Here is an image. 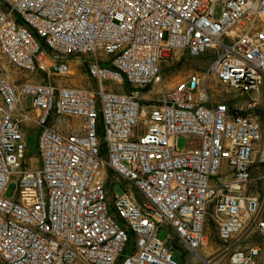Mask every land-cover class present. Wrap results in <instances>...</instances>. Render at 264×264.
Listing matches in <instances>:
<instances>
[{
	"label": "built area",
	"instance_id": "2783aa9c",
	"mask_svg": "<svg viewBox=\"0 0 264 264\" xmlns=\"http://www.w3.org/2000/svg\"><path fill=\"white\" fill-rule=\"evenodd\" d=\"M0 59L3 264H264V0H0Z\"/></svg>",
	"mask_w": 264,
	"mask_h": 264
},
{
	"label": "rangeland",
	"instance_id": "374dc122",
	"mask_svg": "<svg viewBox=\"0 0 264 264\" xmlns=\"http://www.w3.org/2000/svg\"><path fill=\"white\" fill-rule=\"evenodd\" d=\"M171 62L169 61L168 63H163L162 68H163V73H164V78H165V85L167 87L171 86L173 83L183 80L189 73L190 70L192 68H195L198 66V64L196 62H191V61H187V62H180V63H175L173 64V66H170ZM0 69L1 71L5 72L9 78H18L19 76L17 75L16 71L11 68L5 61L4 59H0ZM71 80H74L76 82L77 85H82V86H86L88 84V81L85 77V75L83 73H81L78 78H72ZM125 90V89H124ZM217 90H220V88ZM222 91V90H220ZM224 94V92H221ZM226 95V93H225ZM29 136L26 138L25 144L27 149L29 150L30 154L36 153V137L34 135V131L30 130L28 131ZM176 147L179 151L184 150L187 147V139L185 137H179L176 141ZM33 163H36V159H32ZM15 184L11 183L9 184L8 188H7V196L11 197L14 194L15 191ZM114 191L116 193H122L123 192V188L119 185H117L114 188ZM166 235V231L161 229L158 234L157 237L160 240H163L164 237ZM209 240L211 241L212 238H209ZM173 258L174 260H176L177 262H181V255L178 252H174L173 253ZM0 264H3L0 261Z\"/></svg>",
	"mask_w": 264,
	"mask_h": 264
},
{
	"label": "bare ground",
	"instance_id": "6f19581e",
	"mask_svg": "<svg viewBox=\"0 0 264 264\" xmlns=\"http://www.w3.org/2000/svg\"><path fill=\"white\" fill-rule=\"evenodd\" d=\"M203 252L206 253V254H209V252H210L209 246H207V247L203 250Z\"/></svg>",
	"mask_w": 264,
	"mask_h": 264
}]
</instances>
